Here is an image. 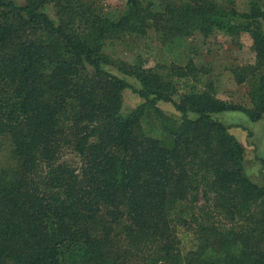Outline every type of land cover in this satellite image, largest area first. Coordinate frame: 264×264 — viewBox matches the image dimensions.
Listing matches in <instances>:
<instances>
[{"label":"trees","instance_id":"obj_1","mask_svg":"<svg viewBox=\"0 0 264 264\" xmlns=\"http://www.w3.org/2000/svg\"><path fill=\"white\" fill-rule=\"evenodd\" d=\"M245 2L126 0L104 11L93 0H0V141L13 159L0 167V264H129L119 234L137 248L164 241L162 264H264V179L245 173V145L214 116L264 118V0ZM150 29L157 66L108 70L109 39ZM216 30L253 38L256 63L235 70L238 83L252 81L248 104L195 78L187 40ZM125 76L143 98L127 113ZM66 149L79 167L62 159ZM200 194L218 224L189 213ZM189 217L197 244L182 255L168 241Z\"/></svg>","mask_w":264,"mask_h":264},{"label":"rangeland","instance_id":"obj_2","mask_svg":"<svg viewBox=\"0 0 264 264\" xmlns=\"http://www.w3.org/2000/svg\"><path fill=\"white\" fill-rule=\"evenodd\" d=\"M24 2V0H16ZM83 2H91L92 0H81ZM96 2V7H100L104 11H111L121 8L126 0H93ZM224 6H239L241 10H247L248 4L246 0H214ZM52 16H55L56 9L53 3L50 2L46 6ZM187 54L194 60L198 66L199 72L195 78H203V80H213L216 87L217 96L221 99L248 104L249 92L252 81L248 78L247 81L238 83L235 77V70L251 66L256 63L257 52L254 49L253 38L249 32H244L241 35L232 36L223 31L216 30L209 36L196 33L195 36L187 40ZM148 46V47H147ZM152 47H154L152 49ZM162 44L158 40L156 33L150 29L146 36L136 41L132 39L111 38L108 40L104 51L110 58V63L106 66L111 72L123 75L119 71L118 66L123 62L128 65H135L140 59L143 60L145 67L157 66L159 61L156 60L154 54L160 52ZM187 59H184L186 61ZM168 69L162 70V72ZM132 87L125 89L123 93L122 112L127 113L140 104L143 98L136 91L140 88V82L134 77L125 76ZM192 86L196 89H203V81L192 82ZM160 106L168 112H176L175 107L170 102H160ZM191 117H196L194 113H190ZM215 117L224 121L231 126L232 132L246 147V158L244 169L245 173L259 180L264 179V168L262 167V158L264 157V118L252 122L248 119L245 113L240 111H225L214 114ZM243 126L249 128L245 130ZM62 159L66 160L75 167L80 166V158L78 154L70 149H66L62 154ZM13 161L10 153L9 144L6 140L0 141V167L5 163ZM199 200L193 202L194 208H188L189 213H194L200 217V220L208 223L215 222L218 224L222 219L212 213L211 206L205 205L203 194L198 196ZM204 204V207L201 205ZM206 215L203 218V215ZM187 223H176L173 235L169 238V243L172 249L184 255L188 250L195 247L197 244L196 229H198V221H192L190 217ZM222 228H227L230 225L226 222L221 223ZM119 228L113 232H118ZM116 244L122 252H131L126 254L129 264H145L153 262L162 264V256L167 252L164 249L159 250V246L164 241L158 244L142 245L140 248L131 245L125 235H116ZM159 245V246H158ZM157 258V261H155ZM159 258V260H158ZM157 262V263H156Z\"/></svg>","mask_w":264,"mask_h":264}]
</instances>
